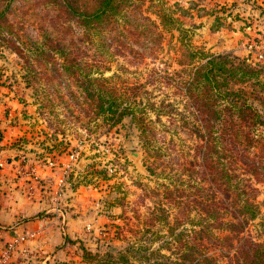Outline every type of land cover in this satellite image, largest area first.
Masks as SVG:
<instances>
[{
	"label": "trees",
	"instance_id": "obj_1",
	"mask_svg": "<svg viewBox=\"0 0 264 264\" xmlns=\"http://www.w3.org/2000/svg\"><path fill=\"white\" fill-rule=\"evenodd\" d=\"M17 9L27 15L24 23L32 18L34 22L29 26L17 23ZM17 25L25 30L23 44L27 50L20 43L21 36H16ZM163 25L171 28L173 19L163 16ZM130 35L136 51L143 54L150 56L159 47L161 34L156 25L140 13L132 0H0V63L4 49L10 48L23 60L26 71L22 81L16 79L17 83H25L24 89L37 83L47 85L45 98L52 111L54 98L62 103L66 113L75 115L78 111L76 122L89 138L99 129L106 137L110 136L112 129L128 115L142 136L156 139L159 134L152 121L139 114L140 107L130 101L121 87L112 84L109 78L93 76L94 71H104V50L116 48ZM186 54L184 58L189 63L196 59V53ZM199 55L202 63L191 69L179 87L187 98V109L199 122L192 128L188 122L184 126L200 138L195 147L197 168L188 169L189 173L197 174L190 177L203 186L199 199L186 196L183 214L187 207L189 215L192 204L204 217L203 226L192 233L183 229L174 234L177 248L170 255L142 246H130L115 253L108 240L97 253L83 248L88 262L264 264V205L258 200L261 190L257 187L264 185V66H254L229 52L207 55L200 51ZM11 76L16 74L12 72ZM159 107L165 109L166 105H151L160 116ZM40 116L44 117L41 113ZM49 127L51 132L43 131L47 140L53 141L48 146L42 145L47 153L69 154L80 150L61 125L50 121ZM74 137L79 143L88 139L80 132ZM108 142L98 145L108 148L112 144ZM80 154L85 156L81 150ZM178 158L175 154L169 162L177 164ZM182 163L176 167L180 176L186 170V162ZM88 167L90 164L85 170ZM258 218L260 221L256 223ZM251 225L257 226L260 234L251 233ZM211 228L222 229L225 234L216 236ZM73 240L68 237L65 245H72ZM205 241L220 249L225 263L210 254Z\"/></svg>",
	"mask_w": 264,
	"mask_h": 264
},
{
	"label": "rangeland",
	"instance_id": "obj_2",
	"mask_svg": "<svg viewBox=\"0 0 264 264\" xmlns=\"http://www.w3.org/2000/svg\"><path fill=\"white\" fill-rule=\"evenodd\" d=\"M132 4L156 25L161 34L159 47L150 56L143 54L136 51L130 35L116 48L104 50V71H94L93 76L109 78L112 84L121 87L130 101L140 107L139 114L152 121L159 133L156 139L142 136L131 115L114 127L110 136L106 137L99 129L89 138L76 122L78 111L75 115L66 113V108L55 98L52 111L45 98L47 85L37 83L24 89L25 83H17L16 79L22 81L26 71L23 60L10 48L4 49L0 63V114L3 112L6 119V124L0 126L3 142L29 152H45L42 145L48 146L53 141H48L43 131L51 132L52 121L61 125L68 138L85 152V156L78 154L71 187L75 192L79 190L78 205L87 202L82 216L97 227L93 234L74 237L68 251L71 258L64 264H94L85 260L83 248L97 253L108 240L115 253L130 246H142L148 251L161 249L163 254L170 255L177 248L174 234L183 229L189 233L200 230L204 217L198 208L190 204L189 215L187 207L183 214L186 196L198 198L203 194V186L193 179L197 174L189 173V169L197 168L195 147L200 138L184 126L188 122L192 128L199 122L187 109V98L179 86L191 69L202 63L200 51L207 55L229 52L254 66H264V0H132ZM15 16L21 24L27 18L19 9ZM163 16L173 19L171 28L163 25ZM33 22L34 18L24 25ZM18 26L14 27L16 36H21L19 41L27 50L23 44L25 30ZM187 52L196 53L192 63L184 58ZM12 72L15 77L11 76ZM40 104L46 105L39 109ZM153 104L166 105L165 109L159 107L160 116L151 108ZM77 132L88 139L79 143L74 137ZM106 140L112 143L108 148L98 145ZM175 154L179 156L177 164L169 162ZM80 162H84L83 167L79 166ZM180 162H186L181 176L176 169ZM88 164L90 167L85 170ZM257 187L261 190L258 200L264 205V185ZM97 214L101 215L100 219L94 220ZM259 221L256 219V223ZM249 230L260 234L257 226L251 225ZM211 231L216 236L225 234L222 229L211 228ZM96 233L97 238L93 237ZM203 243L210 254L226 262L219 255L220 249L208 241Z\"/></svg>",
	"mask_w": 264,
	"mask_h": 264
},
{
	"label": "crops",
	"instance_id": "obj_3",
	"mask_svg": "<svg viewBox=\"0 0 264 264\" xmlns=\"http://www.w3.org/2000/svg\"><path fill=\"white\" fill-rule=\"evenodd\" d=\"M5 120L1 112L0 126ZM0 143L5 145L0 147V162L4 164L0 167V256L8 242L24 236L8 264H64L71 258L67 238L88 233L84 229L87 217L82 216L87 202L78 205L79 190L71 187L70 178L76 173L72 169L65 174L70 153L29 152L16 144L8 146L1 135ZM58 190L64 199L63 215L52 209Z\"/></svg>",
	"mask_w": 264,
	"mask_h": 264
},
{
	"label": "built area",
	"instance_id": "obj_4",
	"mask_svg": "<svg viewBox=\"0 0 264 264\" xmlns=\"http://www.w3.org/2000/svg\"><path fill=\"white\" fill-rule=\"evenodd\" d=\"M80 150L72 151L70 153L71 162L67 165V167L65 169V174L68 173V175H69V172L73 169L74 165H76L77 158L79 157L78 154L80 153ZM52 162H54V161H52ZM3 165H4L3 162H0V167H3ZM54 201H55V203H54L53 208H52L53 211L57 214L63 215V213H64V199H63L61 190H58L55 193ZM85 230L87 232H94V225L92 223H86ZM24 240H25L24 236H18L17 238H14L12 241L8 242L4 248L1 256H0V264H8L9 260L12 256V253L17 249L18 245L21 244Z\"/></svg>",
	"mask_w": 264,
	"mask_h": 264
},
{
	"label": "water",
	"instance_id": "obj_5",
	"mask_svg": "<svg viewBox=\"0 0 264 264\" xmlns=\"http://www.w3.org/2000/svg\"><path fill=\"white\" fill-rule=\"evenodd\" d=\"M134 154H135V153H133L132 155H134ZM83 165H84V162H80V163H79V166H80V167H83Z\"/></svg>",
	"mask_w": 264,
	"mask_h": 264
}]
</instances>
